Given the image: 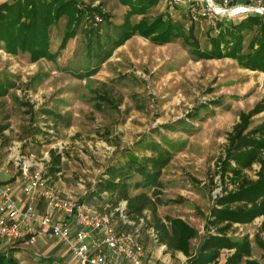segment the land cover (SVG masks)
I'll return each mask as SVG.
<instances>
[{"label": "rangeland", "instance_id": "374dc122", "mask_svg": "<svg viewBox=\"0 0 264 264\" xmlns=\"http://www.w3.org/2000/svg\"><path fill=\"white\" fill-rule=\"evenodd\" d=\"M76 2L84 8L100 9L110 25L97 14L84 17L76 36L59 51L66 24L62 18L51 31L50 51L56 56L52 61L31 63L27 55L12 56L0 49V80L7 78L16 86L0 98V166L8 164L14 171L15 159L32 154L46 172L54 150L61 155V172L46 176L47 185L84 203L104 168L125 162L124 150L139 158L150 156L140 143L154 140L172 153L160 177L159 197L166 204L158 207V215L181 218L194 227L199 233L191 242L194 251L205 235V218L214 199L225 187L215 174L226 136L239 114L264 98V74L242 69L230 59L195 62L180 42L156 46L134 36L87 77L97 60L94 42L87 48V30L99 29L104 41L107 30L122 23L127 7L118 0ZM247 2L231 0L225 5L223 0H159L146 19L169 14L189 23L191 16L195 17L204 47L205 34L216 16L240 18L246 14L236 11ZM194 113L197 115L189 118ZM263 120L264 112L252 119L251 128ZM257 170L254 165L246 174L255 179ZM139 180L135 175L133 182ZM227 188L232 186L227 183ZM261 222L259 218L249 225H236L231 232L232 238L249 236L252 258L258 261H262L263 252L254 236ZM138 232L147 255L154 256L153 264H186L182 254L165 253L154 246L146 230L138 228ZM47 245L59 248L51 240ZM227 254L222 253L218 264H223Z\"/></svg>", "mask_w": 264, "mask_h": 264}, {"label": "trees", "instance_id": "16d2710c", "mask_svg": "<svg viewBox=\"0 0 264 264\" xmlns=\"http://www.w3.org/2000/svg\"><path fill=\"white\" fill-rule=\"evenodd\" d=\"M118 1L127 10L122 23L104 34V41L100 39L99 29L91 28L86 32L87 48L91 49L94 42L97 59L87 77L95 74L115 49L134 36L156 46L180 42L195 62L230 59L242 69L264 74V15L248 13L235 20L216 16L205 34L206 45L202 47L195 17L191 16L189 23L173 19L169 14H159L148 20L146 15L159 0ZM94 14L108 22L109 17L100 9L84 8L76 0H0V49L12 56L27 55L31 63L43 59L52 61L56 57L50 51L52 28L66 18L59 45V51H62L76 36L84 17ZM134 17L141 18L134 22ZM15 87V83L7 78L0 80V98L6 97ZM212 104L222 105L220 102ZM262 112L264 98L249 111L240 113L238 122L226 136L215 174L225 187L214 199L205 218V235L194 251L191 242L198 237V231L181 218L162 219L158 215V207L166 204L159 197L160 177L170 163L172 153L154 140L140 143L141 149L150 152V156L139 158L133 151L124 150L125 162L104 168L93 188L87 192L84 204L95 206L101 214H110L124 202L125 214L133 226L120 224V229L134 230L139 225L140 230L153 228L157 234V246H163L165 253L182 254L187 258L186 264H218L223 252L228 253L223 264H264V237H260V232L264 233V120L251 128L252 119ZM196 115L191 114L189 118ZM164 127L172 128L170 125ZM254 165H258V170L255 179H251L246 172ZM60 172L61 155L51 150L45 176L54 177ZM135 175H139L140 180L133 182ZM227 183L231 189L227 188ZM133 190L142 191L132 194ZM259 218L262 222L254 241L263 252L262 261L252 258L249 236L231 237L234 226L249 225ZM0 264L18 263L11 255L1 253Z\"/></svg>", "mask_w": 264, "mask_h": 264}, {"label": "built area", "instance_id": "2783aa9c", "mask_svg": "<svg viewBox=\"0 0 264 264\" xmlns=\"http://www.w3.org/2000/svg\"><path fill=\"white\" fill-rule=\"evenodd\" d=\"M229 1L223 0L225 5ZM236 13L264 15V0H248ZM12 168L20 175L25 203L19 204L9 184H0V240L25 246L39 239L54 240L69 252L76 264H149L147 251L139 239L140 225L135 231L120 229V224L133 226L125 214L124 202L114 213L101 214L93 206L63 196L47 185L48 178L32 154L15 159ZM2 171L10 172L8 164ZM39 201L45 207L43 214L37 209ZM146 231L157 246L153 228Z\"/></svg>", "mask_w": 264, "mask_h": 264}, {"label": "crops", "instance_id": "0c3cea01", "mask_svg": "<svg viewBox=\"0 0 264 264\" xmlns=\"http://www.w3.org/2000/svg\"><path fill=\"white\" fill-rule=\"evenodd\" d=\"M3 166L4 164L0 166V184H9L13 190L16 200L21 206L24 205V198L21 194L20 175H16V173L12 170H10L9 173H5L2 171ZM37 209L41 214L45 212V207L42 202L39 201L37 203ZM0 242H3L0 244V254L5 253L11 255L18 264H33L31 263V260L36 259H39L40 261L38 264H76L72 260L69 252L56 241L54 242H56V245L59 246L58 249L49 247L47 245L48 239H39L35 244L30 246H25L23 243L9 240H0ZM147 257L149 264H153V254L150 253Z\"/></svg>", "mask_w": 264, "mask_h": 264}]
</instances>
